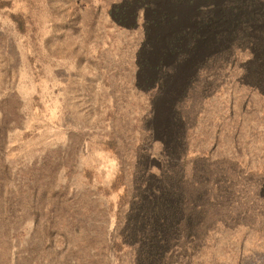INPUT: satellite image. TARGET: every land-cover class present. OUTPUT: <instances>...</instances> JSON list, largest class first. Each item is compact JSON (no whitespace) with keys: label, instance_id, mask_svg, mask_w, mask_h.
I'll return each instance as SVG.
<instances>
[{"label":"rangeland","instance_id":"1","mask_svg":"<svg viewBox=\"0 0 264 264\" xmlns=\"http://www.w3.org/2000/svg\"><path fill=\"white\" fill-rule=\"evenodd\" d=\"M27 1L0 0V264H137L121 226L160 174L163 264H264V53L202 26L228 1Z\"/></svg>","mask_w":264,"mask_h":264},{"label":"trees","instance_id":"2","mask_svg":"<svg viewBox=\"0 0 264 264\" xmlns=\"http://www.w3.org/2000/svg\"><path fill=\"white\" fill-rule=\"evenodd\" d=\"M227 1L228 24L205 15L202 26L212 28L218 43L241 41L264 53V0ZM180 181V175H148L128 211L121 234L126 243L135 247L137 264H163L181 231Z\"/></svg>","mask_w":264,"mask_h":264},{"label":"crops","instance_id":"3","mask_svg":"<svg viewBox=\"0 0 264 264\" xmlns=\"http://www.w3.org/2000/svg\"><path fill=\"white\" fill-rule=\"evenodd\" d=\"M11 3L10 7L3 8L1 11H7L12 14H29V7L27 0H8Z\"/></svg>","mask_w":264,"mask_h":264}]
</instances>
